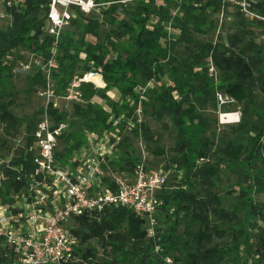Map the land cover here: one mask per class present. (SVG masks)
<instances>
[{
	"label": "trees",
	"instance_id": "16d2710c",
	"mask_svg": "<svg viewBox=\"0 0 264 264\" xmlns=\"http://www.w3.org/2000/svg\"><path fill=\"white\" fill-rule=\"evenodd\" d=\"M96 1H115L100 6L96 12L114 27L116 40L110 39L109 45L89 38L98 31L100 22L94 17L96 13L85 15L76 11L56 40L44 29L46 0H26L23 11L8 10L13 25L7 30L0 28V116L4 120L12 118L2 99L12 85L8 56L14 48H23L45 60L52 57L57 62L52 76L58 90L66 89L79 69L81 77L95 69L104 86L84 83L82 96L90 98L100 93L105 97L108 90L114 89L118 98L110 110L96 104H74L73 112L85 127L81 126L75 133L65 130L60 134L58 145L62 143L63 147L61 151L57 150L58 145L55 149L59 162L72 164L70 159L86 143L84 128L101 132L110 129L108 121L114 114L123 116L121 132L140 103L145 112L157 119L168 116L177 128L173 162L182 177L178 187H166L158 194L162 199L158 213L167 215L165 227L161 230L157 226L154 238L147 236L144 219L122 206H107L94 216H73L69 228L79 237L80 255L89 264H164L165 257H171L172 264H242V243L249 238L247 229H259L257 254L263 256L264 227L259 225L258 217L264 218V208L256 202L255 192L264 191V99L250 94L249 88L256 81L264 94V46L242 25L229 32L225 41H194L186 57L178 60L173 49L178 42L186 40L184 31L179 28L176 34H169L168 24L176 28L174 19L179 17L184 29L206 35L213 28L209 12L230 0H164L160 4L155 0H137L133 12H126L127 6L117 0ZM249 3L252 11L264 15V0H249ZM236 7L244 20L258 24L264 32V22L250 18ZM40 13L42 18L38 19ZM152 17L156 20L150 24ZM109 53L115 56L109 58ZM210 71L217 72L215 78ZM165 74L171 83L164 81ZM140 78L155 85L140 93L137 90ZM36 84L47 85L43 69L27 76L28 86ZM219 94L243 103L241 121L234 127L235 136L231 138L215 139L208 134L211 122L204 110L216 108ZM49 114L56 123L66 118L57 109ZM34 128L28 127L23 147L11 159L13 164L22 161L27 172L34 168L31 160ZM134 131L155 144L157 154L164 153L147 126ZM4 145L5 140L0 136V148ZM131 152L128 138L122 137L116 142L117 159L111 160V167L125 174L134 172ZM214 152L216 161L210 162ZM201 157L204 160L198 163ZM222 163L233 170L242 169L246 180L239 185L228 207L223 205L224 197L212 190ZM196 180L200 181L203 194L184 187ZM8 181L7 190L22 187L12 171H8ZM104 184H109L106 179ZM189 213L195 216L196 225L180 231ZM80 228L86 229L85 238L97 239L107 255L97 257L95 248L81 247ZM13 259L12 249L0 241V264H11Z\"/></svg>",
	"mask_w": 264,
	"mask_h": 264
},
{
	"label": "built area",
	"instance_id": "2783aa9c",
	"mask_svg": "<svg viewBox=\"0 0 264 264\" xmlns=\"http://www.w3.org/2000/svg\"><path fill=\"white\" fill-rule=\"evenodd\" d=\"M25 1L0 0V16H11L9 9L23 11ZM117 1L125 4L128 0ZM163 1L155 0V3ZM230 1L250 18L264 22V15L250 9L249 0ZM111 2L115 1L46 0L44 29L57 40L76 11L91 15ZM155 20L156 17H152V21ZM52 61L53 58H49L46 66ZM223 96L219 94V98ZM117 118L111 115L108 121L111 126L117 125L114 122ZM64 131L63 122L56 123L51 114L36 123L31 146L34 168L29 172L24 170L22 161L13 164L11 159H0V241L14 253L11 264H89L80 255V240L69 228V222L73 216L97 215L107 206H122L133 211L144 219L147 236H156V214L162 199L154 191L164 179L149 173L140 164L135 165L129 181L114 170L111 160L117 159V141L109 137V128L90 132L85 145L70 159L72 164H62L55 156V149ZM203 160L201 157L197 162ZM8 171L13 172L22 187L7 190ZM105 179L108 186L104 184ZM164 264H172V258L165 257Z\"/></svg>",
	"mask_w": 264,
	"mask_h": 264
},
{
	"label": "rangeland",
	"instance_id": "374dc122",
	"mask_svg": "<svg viewBox=\"0 0 264 264\" xmlns=\"http://www.w3.org/2000/svg\"><path fill=\"white\" fill-rule=\"evenodd\" d=\"M136 2L137 0L126 1L124 5L127 7L124 8L128 10L125 9V11L133 12L137 4ZM236 6L237 5L234 2L232 3V1H230L229 3H224L219 9L210 11L209 19L212 20L213 28L206 35H200L191 29H184L182 19L179 17L174 19V25H176V28H174L173 25L171 27L168 24L167 27L169 29V34H176L179 28H182L184 31L186 40L178 42L173 49V52L177 56L178 60L186 57L188 47L192 46L194 41H225L229 32L234 29L241 28L242 25H245L246 29H250L252 31L250 36L264 46V32L261 27L256 23L244 20L238 13ZM42 14L43 13L38 14L37 18L41 19ZM123 16L127 18L128 14L123 13ZM94 17L99 18L100 23L96 36H90V40L104 45H109L108 41L110 39L116 40L112 33V29L114 28L113 25L107 23L105 17H103L101 13L94 14ZM242 20H244L245 23H241ZM149 23L153 24L154 21L151 19ZM12 25L13 22L11 16H0L1 29L7 30ZM112 56H115V54L109 53L108 57L110 58ZM8 62L12 65V85L2 100L12 115V118L4 120L0 116V136H2L5 140V145L0 148V159H12L16 156L17 151L21 149L25 143L24 137L27 135L28 127L33 129L36 123L44 115L49 114L51 111L57 109L58 111L65 113L66 118L63 121L65 130L75 133V131L80 129L81 126L85 127L82 125V120L73 112L75 103L96 104L110 110L111 104L118 98V93L114 89L108 90L105 97H103L100 93L94 94L90 98L82 96L81 88L87 83H93L99 88L104 86L102 79L100 83H97L86 77L88 73H98L95 69L84 73L82 77L79 76L82 72V70L79 69L76 72L77 74L69 81L67 88L64 90H58L56 86L57 84L52 76V73L57 68V62H54V60L51 64L46 66L47 60H45L42 56L29 52L23 48H14L9 52ZM207 64H210V60ZM37 69H43L45 72V76L47 78V85L45 87L37 84L33 86L27 85V76L32 75ZM210 75L212 78H215L217 72L210 71ZM164 81L166 83H171V78L168 74H165ZM154 85L155 83L153 81H146L145 79L140 78L137 90L140 93H143L147 87H152ZM250 85V94L256 96V98L264 99V94L259 88V83L253 81ZM242 109L243 103L235 101L232 97H217L216 108L207 107L204 110V113L208 116L211 122L208 134L215 139L222 136L226 138L235 136L234 127L241 121ZM221 112H236L238 113V120L232 122H222L219 118ZM120 118L121 117L115 119L114 121L117 125L113 124L110 127L109 137L113 138L115 141L120 140L122 137H127L128 142L132 147L131 153L133 155L135 165L140 164L144 167V169H147L149 173L158 175L160 178L164 179L162 185L155 188L154 193L158 195L166 187H178L180 185L182 173L177 169L176 164L173 162L176 155L173 148L177 139V128L172 123L171 119L168 116H163L160 119L151 116L143 110V106H141L140 103L135 106L134 112L128 119V124L121 132L119 130ZM145 126H147L157 138V145L164 150V153L157 154L155 151L156 145L147 142L140 135V133L134 131V129H139ZM84 129L87 137L90 132L99 131L97 129L90 128ZM62 147L63 144L59 143L57 150L61 151ZM216 154V152L213 153L210 162L216 161ZM118 172L123 177H126L128 181L131 180L134 175V172L131 174H125L120 171ZM218 173L219 177L213 182L214 186H212V190L224 197L223 205L228 207L233 201L232 196L238 191L239 185L244 184L246 180L242 169L233 170L229 168L226 163L220 164ZM184 187L193 192L197 191L202 194L204 193L199 180H196L191 186L184 185ZM255 200L264 208V191L255 192ZM166 215V212L156 214L158 228L161 230L166 225L164 222ZM182 215H185V213ZM193 223H195V216L192 213H189L186 215V221L180 227V231L184 227H194L196 224ZM258 223L260 226L264 227V218L262 219L259 216ZM260 232L261 231L259 229H247L249 238L247 241H243L242 243V264H264V255L262 256L260 254L258 256L257 254L259 246L258 237ZM79 233L81 237H83L81 247L88 245L95 248L97 257L107 255L97 239L85 238L87 235L86 229L80 228ZM153 255H155L154 252Z\"/></svg>",
	"mask_w": 264,
	"mask_h": 264
},
{
	"label": "bare ground",
	"instance_id": "6f19581e",
	"mask_svg": "<svg viewBox=\"0 0 264 264\" xmlns=\"http://www.w3.org/2000/svg\"><path fill=\"white\" fill-rule=\"evenodd\" d=\"M87 78L100 83L101 78L99 73H88L86 75ZM219 118L222 122H232L238 120V113L236 112H221Z\"/></svg>",
	"mask_w": 264,
	"mask_h": 264
},
{
	"label": "water",
	"instance_id": "95a60500",
	"mask_svg": "<svg viewBox=\"0 0 264 264\" xmlns=\"http://www.w3.org/2000/svg\"><path fill=\"white\" fill-rule=\"evenodd\" d=\"M99 70H101V68H99Z\"/></svg>",
	"mask_w": 264,
	"mask_h": 264
}]
</instances>
